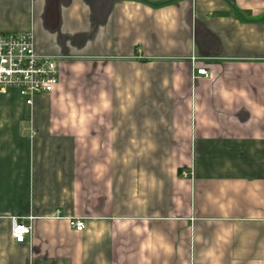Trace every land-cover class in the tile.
<instances>
[{
    "label": "crops",
    "instance_id": "0c3cea01",
    "mask_svg": "<svg viewBox=\"0 0 264 264\" xmlns=\"http://www.w3.org/2000/svg\"><path fill=\"white\" fill-rule=\"evenodd\" d=\"M28 32L60 84L0 95V264H264V0H0Z\"/></svg>",
    "mask_w": 264,
    "mask_h": 264
},
{
    "label": "built area",
    "instance_id": "2783aa9c",
    "mask_svg": "<svg viewBox=\"0 0 264 264\" xmlns=\"http://www.w3.org/2000/svg\"><path fill=\"white\" fill-rule=\"evenodd\" d=\"M199 74L207 76L208 72L201 70ZM59 84L60 59L38 54L33 32L0 34V95L16 91L26 105L33 107L36 97L51 95ZM70 226L80 233L86 229L82 219L70 220ZM32 234L31 218L12 219L16 243H26Z\"/></svg>",
    "mask_w": 264,
    "mask_h": 264
}]
</instances>
